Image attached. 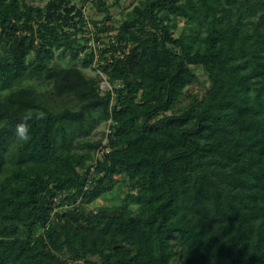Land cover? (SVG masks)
I'll return each mask as SVG.
<instances>
[{
	"label": "trees",
	"instance_id": "1",
	"mask_svg": "<svg viewBox=\"0 0 264 264\" xmlns=\"http://www.w3.org/2000/svg\"><path fill=\"white\" fill-rule=\"evenodd\" d=\"M59 1L0 0V264H264V0H141L106 43Z\"/></svg>",
	"mask_w": 264,
	"mask_h": 264
},
{
	"label": "rangeland",
	"instance_id": "2",
	"mask_svg": "<svg viewBox=\"0 0 264 264\" xmlns=\"http://www.w3.org/2000/svg\"><path fill=\"white\" fill-rule=\"evenodd\" d=\"M28 4L38 7H43L47 1L49 0H25ZM104 6L107 7V11H99L98 3H87L86 0H61L57 2V10L59 13L64 12L65 8H69L74 6L75 8L83 7L84 5V15L89 21L95 22L97 26L103 24L105 25L109 31L101 34V41L103 43L108 42L109 38L107 36L115 35L117 30L121 27V23L124 20V16L127 12H129L134 6H137L141 0H120L115 4V0H101ZM87 3V4H86ZM100 7V6H99ZM183 25V21L178 19L177 21V29L173 30L174 36H177L179 31L178 28ZM91 30L93 29V24H90L89 27ZM92 32V31H91ZM89 31V33H91ZM82 34H76V38L80 40ZM81 41V40H80ZM82 43V42H81ZM91 43L87 44V47H90ZM101 47V46H100ZM69 53L63 52L61 50H54L52 56V63L60 64L61 66H78L80 67V63L78 60L69 61ZM29 61V60H28ZM192 71L196 74L197 80L194 84L187 88V91L193 93L197 96H202L205 92L206 87L208 86V81L206 75L201 70V68L193 66L191 67ZM83 72L90 77H95L98 73L92 71L91 68H83ZM33 84H36L38 90L46 94L48 98H50L48 91H50L51 86L45 82H41L40 80H31ZM100 87L104 89V86L100 84ZM49 104L57 105L58 100L48 101ZM106 131L105 124H101L97 130L95 131L93 138H99L102 135V132ZM124 176H117L115 178V182L118 183L122 181ZM119 186L121 184H118ZM125 191H127L126 186L123 184L120 190L115 189L112 194H110L107 199H99L97 200L91 207L92 209H97L100 207H107L112 204L111 201L122 199L124 197Z\"/></svg>",
	"mask_w": 264,
	"mask_h": 264
},
{
	"label": "built area",
	"instance_id": "3",
	"mask_svg": "<svg viewBox=\"0 0 264 264\" xmlns=\"http://www.w3.org/2000/svg\"><path fill=\"white\" fill-rule=\"evenodd\" d=\"M87 3H93V0H88L87 1ZM86 3V4H87ZM85 6V5H84ZM84 6L82 7V12H83V14H84ZM103 86H104V89L108 86V84H107V82L104 80L102 83H101ZM101 89H103V88H101ZM98 153H100V151L98 152Z\"/></svg>",
	"mask_w": 264,
	"mask_h": 264
}]
</instances>
